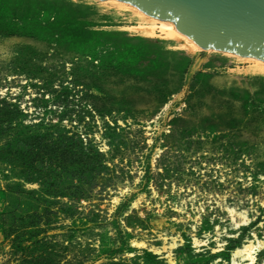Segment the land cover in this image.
<instances>
[{"label":"rangeland","instance_id":"1","mask_svg":"<svg viewBox=\"0 0 264 264\" xmlns=\"http://www.w3.org/2000/svg\"><path fill=\"white\" fill-rule=\"evenodd\" d=\"M113 4L0 0V264H264V72Z\"/></svg>","mask_w":264,"mask_h":264},{"label":"water","instance_id":"2","mask_svg":"<svg viewBox=\"0 0 264 264\" xmlns=\"http://www.w3.org/2000/svg\"><path fill=\"white\" fill-rule=\"evenodd\" d=\"M169 20L203 49L264 60V0H120Z\"/></svg>","mask_w":264,"mask_h":264},{"label":"bare ground","instance_id":"3","mask_svg":"<svg viewBox=\"0 0 264 264\" xmlns=\"http://www.w3.org/2000/svg\"><path fill=\"white\" fill-rule=\"evenodd\" d=\"M107 1L114 3L125 10H132L137 13L136 15H140L141 17L147 20V22L145 21L146 24H141L139 26H129L130 29L138 30V32L141 31L145 35L150 36V37L161 35V36L170 38L172 40H176L179 42V46L186 48L191 53L202 52L203 54L201 53L200 56L198 57V63L206 59V55L204 54L205 53L204 51H209L210 49H212L210 48V49L203 51V48L200 47L193 39H191L188 35L184 34L183 32L179 31L175 27V23L172 21L158 19L156 17L150 16L149 14L141 11L136 6L128 2H125V1H120V0H107ZM127 27L128 26H126V28ZM224 53H230V52H224ZM233 54L234 53L229 54V55H233ZM235 55L236 57H239L240 59L254 63L256 68L264 72V60L256 58V57H247V56H241L237 54ZM140 245H144V244L140 243ZM254 247L255 245L252 241L248 244L246 243L245 245L241 247H237L233 252L234 253V258H233L234 264H238L236 261V255H241L243 253L246 257L242 258V262L247 261V264H254L255 263V257L253 255ZM166 257L168 258L170 264H176L171 251L168 252Z\"/></svg>","mask_w":264,"mask_h":264}]
</instances>
